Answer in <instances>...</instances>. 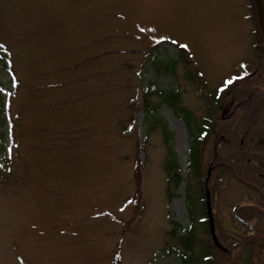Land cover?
<instances>
[{
    "label": "rangeland",
    "instance_id": "obj_1",
    "mask_svg": "<svg viewBox=\"0 0 264 264\" xmlns=\"http://www.w3.org/2000/svg\"><path fill=\"white\" fill-rule=\"evenodd\" d=\"M253 14L251 0H0V103L18 81L0 118V264H230L207 191L235 253L237 216L264 213V102L237 115L224 93L261 62Z\"/></svg>",
    "mask_w": 264,
    "mask_h": 264
},
{
    "label": "trees",
    "instance_id": "obj_2",
    "mask_svg": "<svg viewBox=\"0 0 264 264\" xmlns=\"http://www.w3.org/2000/svg\"><path fill=\"white\" fill-rule=\"evenodd\" d=\"M251 2H252V9L254 12L253 17H254V21L256 23L255 33H256V36L259 38V39L257 38V41H256V50L260 54L261 62H260L259 66L255 72H253V73H251L245 77L244 81H246V83L245 82L242 83L243 80L242 81H236L234 85L230 86V89L228 90V92H226V91L224 92L226 94L228 93L229 99H230L229 104L235 106V110H236L237 115L239 114L237 111L243 112L245 109H249L247 107L252 106L254 104L253 102H255L256 104L257 103L261 104L264 102V96H261L263 98H261V97L255 98L256 99L255 101H254V97L248 99L247 100L248 102L245 106H242L240 104L241 100L244 98L243 97L244 95H249V97H251V96H253V93L255 91L258 93L264 92V0H260L262 11H263V21H261L259 18L258 9H257V5H256L255 0H251ZM155 49L148 52V54H150L149 57H151L153 55V51ZM179 50H180V52H183V48L181 46H180ZM6 57H9V55H6ZM6 64H7V61H6ZM7 66L9 68V63L7 64ZM170 66H172V65H170ZM17 82H18L17 77H15V79H14L15 87L9 91V97H8L7 103H0V114H1L0 118H3L4 115L10 116V114H11L10 107L12 105V96L16 95V92L18 91ZM233 87H235L237 90L234 91ZM145 90H146V92L144 94L145 95L144 101L146 100V102L144 104L146 106H148L149 105V102L147 101V98L149 96L148 92L152 91V90L150 87H146ZM260 95H262V94H260ZM2 99H3V97H1V93H0V102H2ZM0 120H1V122H3L2 119H0ZM12 126H14V123L11 124V127ZM127 127H130V126H127ZM165 128H166V130H168L166 125H165ZM12 133H13V130H12ZM2 142H3V139H2V137H0V143H2ZM15 145H17L16 142L12 141L11 146H15ZM11 158H12L11 156H9L7 158L0 157V179H2V180L7 175V173L10 170H12L11 169L12 168V166H11L12 159ZM140 163L143 164L142 161L141 162L138 161V165H140ZM181 179H182V177L178 173L176 187L180 183ZM129 201H130V199H127V202H129ZM134 201H137L134 205V212H135L141 208L138 205V204H140L139 200L135 199ZM257 239L264 240V236H260ZM250 248L251 247H250V244L248 242L243 247L241 253H248L250 255V253H251Z\"/></svg>",
    "mask_w": 264,
    "mask_h": 264
},
{
    "label": "flooded vegetation",
    "instance_id": "obj_3",
    "mask_svg": "<svg viewBox=\"0 0 264 264\" xmlns=\"http://www.w3.org/2000/svg\"><path fill=\"white\" fill-rule=\"evenodd\" d=\"M255 155L257 156L256 158H250L249 157L250 159L247 162V163L251 162L250 166H251V169L253 171L255 168L256 160L261 156V154L258 155L257 153H255ZM225 167H227V166H225ZM225 167L221 166L220 168L224 169ZM253 171H252V173H253ZM253 174L256 175L257 173H253ZM260 176L262 177L261 178L262 180H260V181H262V184L258 180L254 179V182L252 183L254 185H252V186H253V188L257 189L258 194L262 198V206L264 208V172L260 173ZM208 179L209 180L211 179L210 174H208ZM257 183L259 184V186L257 185ZM258 212H260V210H258ZM262 212H264V210ZM234 214H236L235 210H234ZM237 217L245 223L248 222V231H246L243 234V236H244L243 239L240 240L236 245V250H238V251L233 253L232 249H234L235 247L230 242V240H225L223 238V236H221V240H219L217 238L219 241V243L216 244L218 249L223 253V255L227 256V258H228L227 260L230 264H264V256H263L264 252L258 253L256 251V248H255V246L257 247L260 245H264V240L257 239L260 236H264V213L260 212L257 214V216L255 218L257 219V217H258L259 221H256L254 223L255 225H252L249 221L243 220L239 216H237ZM261 228H262V230H261ZM220 232H221V230H220ZM219 234L221 235V233H219ZM212 239H213V237H212ZM248 242H249L250 247H251L250 248V251H251L250 255L247 253L241 254L243 247ZM240 244H242V246L238 247ZM243 255H245V258L242 257Z\"/></svg>",
    "mask_w": 264,
    "mask_h": 264
},
{
    "label": "water",
    "instance_id": "obj_4",
    "mask_svg": "<svg viewBox=\"0 0 264 264\" xmlns=\"http://www.w3.org/2000/svg\"><path fill=\"white\" fill-rule=\"evenodd\" d=\"M255 2H256V5H257V9H258V15H259L260 19H262L263 18V13H262V8H261V5H260V2H259V0H255ZM207 199H208V211H209L210 223H211V227H212V232L214 234V224H213V220H212V217H211V211H210L209 193L207 194ZM215 241L217 242L216 238H215Z\"/></svg>",
    "mask_w": 264,
    "mask_h": 264
}]
</instances>
